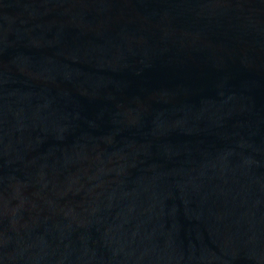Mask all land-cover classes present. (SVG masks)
Masks as SVG:
<instances>
[{
	"label": "water",
	"instance_id": "water-1",
	"mask_svg": "<svg viewBox=\"0 0 264 264\" xmlns=\"http://www.w3.org/2000/svg\"><path fill=\"white\" fill-rule=\"evenodd\" d=\"M0 264H264V0H0Z\"/></svg>",
	"mask_w": 264,
	"mask_h": 264
}]
</instances>
